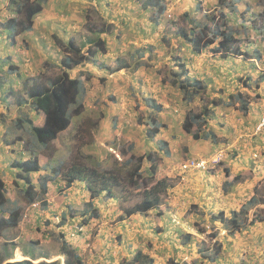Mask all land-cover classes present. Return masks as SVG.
Listing matches in <instances>:
<instances>
[{
  "label": "crops",
  "instance_id": "crops-1",
  "mask_svg": "<svg viewBox=\"0 0 264 264\" xmlns=\"http://www.w3.org/2000/svg\"><path fill=\"white\" fill-rule=\"evenodd\" d=\"M101 1L108 2L109 0ZM217 1L204 0L203 9H209V2L216 4ZM258 2L259 0H237L235 13L248 15L249 12H256L259 10L256 9L260 5L264 6L260 2L258 4ZM92 3L94 4V2ZM186 10H189V8H186ZM263 10L262 14H264ZM102 12L110 16L111 9L106 7L103 8ZM255 14L253 13L252 16ZM239 38L241 36L235 33L233 40L240 42V44L236 42L234 45H229V48L225 49L227 51L218 48V40L204 48L199 54L194 52L196 54L194 61L204 63L206 67H203L206 69L196 71L195 69L200 64L195 67L192 63L191 69L194 74L189 69L188 75L203 82L204 90L202 93L208 94L210 101L203 99L200 97L201 95L195 97L191 102L188 101L186 95L182 94L179 88L171 85L169 80H164L156 71L149 70L146 72L141 69L136 72V77L135 75L128 77L131 68L117 67L118 61L123 58L108 55L112 46V44L109 45V41L107 52L95 55V58H97L96 63L99 64L94 65L90 62L81 67L68 69L71 77L81 75L85 87V109L79 115L78 124L91 118L86 119V107L89 101L95 100L94 102H96L101 99L104 107L106 104H115L116 101H108L107 99L113 98L119 91H122V95L125 94L124 88L126 85H131L130 82L136 79L140 73L143 76L145 75L144 81L148 94H141L139 97L140 102L134 101L126 104L123 101L125 98H123L121 104L118 105V112H105V108L102 110L100 126H108L106 131H109L111 128L116 127V124L119 125L115 140H105L107 137L103 133L100 135L106 142L114 143L117 140L127 142L129 145L127 150L131 148L130 153L136 155L149 152L155 153L157 155L158 177L166 178L171 184L167 192L162 194L163 202L159 209H152L145 213H134L123 218H120L123 213L122 210L118 208L116 213L111 210L112 203L117 205L116 199L106 198L103 193L94 199L95 206L99 208L102 214L101 218L110 217L111 212L119 216L117 226L111 224L102 230L100 229L102 234L104 232L103 237L107 236L105 234L109 232L107 237L111 239L116 232L120 233L124 239L122 242L117 243V248H110L111 252L107 255L113 254V259H107L105 256L104 253H108L105 252L107 248L103 250L102 255L106 257L107 264H119L120 259L131 257L138 250L149 254L154 260H159L158 263L155 261L156 264H166L169 260H174L175 263L179 264H264V218L250 224V221L255 217L254 213L260 211L261 217H264V130L255 132V128L264 112V54H261L264 51V43L262 38H259L258 41L260 40L259 43L262 44L257 43V46L255 44L251 46V44L246 45L247 42ZM64 40L68 41L69 39ZM121 41L123 42L122 38ZM180 42L176 43V46H179ZM186 45L189 44H183L182 49H185ZM1 47H4L3 42H1ZM247 49L252 50V53L255 54L248 55L245 53ZM57 52L61 53L59 50ZM47 54L44 55L45 59L47 56H52ZM125 59L127 60V58H124L123 61H126ZM246 60L251 62L253 67L252 71H247L248 75H245V71L242 69L244 64L249 66ZM103 62L115 69L111 71L106 67H101L100 65ZM81 71H84V74H80ZM86 74H90V76L87 78L88 75ZM103 81L108 85L104 93L102 88L105 83L103 84ZM213 83L214 85L211 86L210 84ZM244 91L248 94L247 98L243 95ZM150 99L154 101H150ZM195 102L200 104V110L203 111L205 106L210 107L211 112L205 115V118H201L199 123H202L201 128H197L196 123L192 131L188 133L184 130L183 125L191 111L198 113L193 110ZM157 103L162 105L160 110L154 106ZM25 106L26 104H18L16 108L19 110V108ZM138 108L143 113L139 117H135V110ZM215 108H217L216 111ZM141 117L143 122L139 123L138 120ZM152 117H155L161 125L158 134L153 138H149L146 132L149 127V120ZM121 119L124 120V124L120 122ZM42 120V115L35 119L39 124ZM72 121H74V117ZM97 122L98 120L94 121L93 124H97ZM126 126H132L138 131L142 129L141 135H135L133 131L124 134ZM121 132L122 134H120ZM195 132L199 133V138L194 136ZM64 135L60 133L54 144L61 145V138ZM204 136L209 138L206 139ZM102 139L99 142L104 145L103 142L105 141ZM150 139L156 140L157 150H151L155 143L150 142ZM162 141L165 142L163 147H161ZM199 142L201 143L197 145ZM181 144L186 145L184 147L186 152L184 153L180 151ZM68 145L69 143L65 141L63 148ZM227 145L234 148L235 152L228 154L223 165L215 171H180L179 164L186 156H209L216 148ZM110 149L112 148L110 147ZM41 150L42 148L37 147V151ZM114 153L118 158H121L120 152L115 151ZM69 157L61 153L59 161L56 162L66 161ZM102 158H104V155ZM50 162L43 167L40 173L45 170L48 172V167L53 168L57 164ZM146 166H149V164L147 163ZM176 177L179 181L174 183L175 179L173 178ZM48 180L50 191L48 193H51L50 189L52 187L57 190H62V187L67 189L64 191L66 199L63 203L75 205V203L69 201L71 195L77 196L78 201L82 200V203L90 200L89 190L80 181L74 182L71 186H66L65 180L59 178ZM64 192L59 195L62 197L61 194ZM53 198L59 199L60 197L55 196ZM252 198H255V200L251 202ZM46 200L49 203L50 196ZM61 210L55 216L48 214L47 218L61 220L63 213L66 211ZM241 210H244L245 217H249L247 225L231 234L230 228L220 217L223 213L224 218L228 219L234 211L239 212ZM188 211H190L189 214L186 213ZM82 214L80 213V217L74 216L71 218L78 222L83 218ZM94 220L99 221L100 218H92V222ZM208 223H211L213 229L207 230L204 228V224L205 227L210 226ZM65 224H69V219ZM102 226H105V224ZM209 236L213 240L215 238L214 242H209ZM86 238L83 234L78 235L74 237L75 241L73 242L79 243L77 246H80ZM127 242L128 244L132 242V246L129 244V248H127ZM149 242L152 246H148ZM219 243L222 246L216 259L213 260L211 255L215 253ZM19 249L17 250V254H19L17 258H26L21 246ZM97 255L98 253L93 256ZM103 256L100 255L96 260L99 261L100 258H104ZM240 256H245L246 261L244 259L239 262L238 259L242 258ZM30 260L32 259L30 258Z\"/></svg>",
  "mask_w": 264,
  "mask_h": 264
},
{
  "label": "rangeland",
  "instance_id": "rangeland-1",
  "mask_svg": "<svg viewBox=\"0 0 264 264\" xmlns=\"http://www.w3.org/2000/svg\"><path fill=\"white\" fill-rule=\"evenodd\" d=\"M167 1L169 3L168 10H166L161 16L160 22L155 24L151 23L152 21L149 18L151 15H153V12H147L142 4L138 2V0H109L108 2L101 0H47L44 3L43 10L34 19L33 29L31 31L19 34L17 44L15 46L10 44V40H8L6 37V33L3 32V28H1L0 75L6 77L5 86L8 84H14L15 87L17 86L18 90L21 91L20 94L23 95L25 82L27 80V72L32 74L38 73L37 76H39V79H46L50 76L57 75L61 71L60 59L63 56V51L62 48L56 44L53 34H57L62 39L74 38L79 44L85 43L84 49H87L90 45H92V43L89 42V39L95 37V34L91 32L89 27L94 26V28L100 30L106 25V22H108L110 25L108 26L110 32H105V35H108L109 40L107 41H109V45L112 44L108 55H111V57L116 56L120 59L123 58L122 60L127 58V60H125L128 61L131 66V71L128 77L134 75L136 77V72L144 69L146 72L149 70L156 71L162 76L164 80H168V71H170V68L172 67L174 69H178L177 66H174V58L177 55L181 57V61H185L184 63L188 69L192 68V63L195 65V67L200 64L197 69L194 68L196 71L199 69L201 71L202 69H206L203 67H206L204 63L194 61V56L196 54L191 50L190 45H186L185 49H180L178 46H176V43L183 41L182 38L176 34V29L179 27H190L189 23L183 18V12L185 9L189 8L192 15L197 17V19L200 21H203L201 17L204 11L198 10L196 8V3L194 0ZM92 2H94V4ZM9 3V0L0 1V22H5L7 18L16 16L14 11L15 7L9 5ZM260 3L264 5V0H261ZM202 5L204 7L205 4ZM216 5L217 4L209 2L208 10L214 11L217 7ZM106 7L111 9L110 16H107L104 14V12H102L103 8L105 9ZM262 9H264V6L260 5L256 9L258 10L256 12H249L248 15L245 13L244 15H241L242 13H237L230 17V24L234 25L233 29L237 27L239 30V32H236V35H240L241 38L239 39L247 42L246 45L251 44L252 46V44H255V46H257V43L260 41H258L259 38H262L264 43V14H262ZM214 13L217 16H221V13L218 12V10H215ZM253 13L256 14L252 16ZM200 21H198V24L201 23ZM121 38L123 42H120ZM1 42L4 43V47H1ZM236 42L237 41L232 40L230 45H234ZM50 43L52 44L49 45ZM238 43L240 44V42H237V44ZM259 44L262 43L260 42ZM58 50L61 51V53H58ZM16 53L19 55V59H17ZM45 53H48L47 55L52 56H47L45 59ZM140 53H143L144 56H141ZM245 53L248 55L255 54L252 53V50L249 51L248 49ZM7 54L12 56V58L9 60L6 59L8 56ZM261 54H264V51L261 52ZM140 60L142 62L145 61L144 63L151 64V66L149 64H143L136 68V61ZM2 61H6L4 64L6 70L11 64L19 65L21 67L20 78H18V76L16 77L15 74H7L6 70L3 71ZM45 61H47L49 64L47 65ZM246 62L249 63V66L244 64L242 69L245 71V75H248L247 71H252L251 69L253 67L251 62H248L247 60ZM87 63H90V61ZM191 71L192 74H194L192 69ZM188 74L189 71L187 72V75ZM144 78L145 75L143 76L140 73L137 75L136 79L130 82L132 83L131 85H126L124 88V92H126L125 94L122 95V91H119L113 96V98L107 99L108 101H116L115 104H106L104 107L101 99L100 101L96 102H94L95 100L89 101L86 107V119L89 117L91 118L89 120H83L84 122L78 124L80 116H74L75 126L70 134L62 136V146L60 144H54L51 149L46 152H43L42 150L38 151L41 163L43 165L51 163L50 161L57 163L56 161H59L60 155L62 153L63 155L70 156L66 161L73 159L72 157L75 155V157L79 156V161L88 163L90 166H97L102 170L112 169L114 167H122L124 159H126L127 156L131 154V151L127 150L129 145L125 141L122 142L118 140L114 143H110L109 141L106 142L105 140H115L117 130H119V125L116 124V127L106 131L108 126H100V118L102 117L101 115L103 108H105V112H118V105L121 104L123 98H125L123 101H125L126 104L134 101L140 102L139 97L141 94H148ZM190 78L191 80L194 79L192 76ZM104 83L105 82L103 81V84ZM210 85L213 86L214 83ZM255 85L257 86L256 83ZM107 87L108 85L105 83L104 87L102 88V90H104L103 93ZM243 95L245 98L248 97L246 91H244ZM200 97L210 101V96H208L206 93H202ZM9 98L11 101H13L12 95ZM8 102L10 101H0V120L3 119V122L2 120L0 121V163L4 164L0 169H3L4 167L10 168L11 161L13 159L19 157L24 158L29 155V150L25 146V141L28 139V134L25 131H17V129H14L11 125V119L19 114L20 108L19 110L16 108V102L12 103V106L14 105L13 108L12 106L8 107ZM193 105V110L197 111L198 113L202 111L200 110V104L198 102H195ZM23 110L27 111L28 107H23ZM140 110L141 109L139 108L135 110V117L142 115L143 112ZM216 110L217 108H215V111ZM91 114L93 116H90ZM96 120H98L97 124H93V122ZM120 122L124 124L123 119H121ZM138 122L142 123L143 118L141 117ZM152 123V120H149V126H152ZM75 128L77 130L76 132L73 131ZM129 131H133L135 135L139 134L138 136H140L142 133V129L138 131L132 126H126L124 134ZM101 133H103L107 139H102L100 135ZM120 134H122V132ZM21 135L24 137L22 141L16 139V142L20 141V145L14 144V139L19 138ZM101 139L105 141L103 142L105 143L104 145L99 142ZM5 140H8V144H5ZM65 141L69 143V145L66 148H63ZM149 141L155 143V146H153L151 150H157L156 140L150 139ZM200 143L201 142L197 143V145ZM110 147L112 149H110ZM180 147L181 153L186 152V149L184 148L186 145L181 144ZM115 151L120 152L121 158L117 157V155L114 153ZM122 151H124V154H122ZM49 152H51V154L48 158ZM233 152H235L234 148H231L228 154ZM101 154L104 155V158H102L103 155L100 156ZM147 163L149 164L148 161H146L144 164L146 173L147 169L149 170L148 166H146ZM127 167L129 168V166ZM52 171V168L48 167V172L45 170L42 173L35 174L33 177L37 180L40 178L43 179V175H47L48 173L51 175L53 173ZM14 172L16 171L14 170ZM122 172L125 173L126 169H123ZM1 175L6 184L11 187L10 192L7 195L9 201L7 202L6 206L14 207L16 205H20L22 208V216L19 225L15 228L4 231V233L0 236V254L4 255L6 254V251L9 252V261H19L31 258L35 263L44 260L47 262L60 261V264H68L66 259L67 257H70V259L75 261L73 264H78L76 263V259L71 254V252L69 255L61 253L64 243H66L65 246L67 249H70V251H78V253H80L81 263L79 264H107L106 257L107 259L114 258L113 254L107 255L111 252L110 248H117V243L122 242L124 239L120 233L116 232L115 235H112L111 239L107 237L109 236V232L105 234L107 236L103 237L104 232L102 234L100 229L102 230L104 227L110 226L111 224L117 226L119 216L112 214V212L116 213L118 208L121 210V207L118 203L117 205L112 203V212L110 213V217H99V221L94 220L90 225L82 226L79 221H74L71 217H80V213H83V210L85 209V203H82V200L78 201V197L75 195H71L69 199L70 203H75V205L71 204V206L70 204L63 203L66 199V196H64V191L67 189H65V187H62V190H57L52 187L50 189L51 193L47 192L48 194H45L44 196L41 195L43 198L50 196V202L48 205L44 207L39 200L36 201V206L33 207L32 204H30L25 198L23 191L19 188L20 186H18L16 183L15 174H12L9 169L8 172H4L3 169ZM173 179H175L174 183L179 181L178 177ZM20 184L21 181H19V185ZM21 186L23 187V185ZM116 191L119 194H122V197H124L122 201L126 206H131L141 199V192H139L140 190L138 189L118 186L116 187ZM61 192H64L61 194L62 197L59 195ZM55 196L60 198L54 199L53 197ZM60 208L64 209V211L66 210L65 212L68 214V225L61 223L60 219L56 220L55 218H47L48 214L50 216H55L56 214L60 213V211H62ZM189 212L190 211L186 213L189 214ZM154 214L157 215L155 212ZM104 224L105 226H102ZM208 224L210 225L209 227H205V224L203 226L205 229L210 230L212 228L211 223ZM45 227L46 229H44ZM82 234L85 238L87 236V238L84 240V243L80 245V247L77 246L79 243L76 244L73 241H75L74 237L78 235L80 236ZM214 240L209 236V242H214ZM14 243L16 245H13ZM129 244L132 246V242ZM129 244L128 242L126 243L127 248H129ZM20 246L23 250L22 252L25 253L24 256H26V258H17L19 256V254H17V250ZM148 246H152L150 242ZM105 249V252H108L104 253L106 257L102 255L103 250ZM96 253H98V255L93 256ZM100 255L104 258H100V260L97 261L96 259H98ZM41 256L42 258H40ZM124 259L125 258L120 259L119 264H121ZM244 259L246 261L245 256L240 258V260L238 259V261L242 262ZM155 261L157 263L159 262L157 259H155Z\"/></svg>",
  "mask_w": 264,
  "mask_h": 264
},
{
  "label": "trees",
  "instance_id": "trees-1",
  "mask_svg": "<svg viewBox=\"0 0 264 264\" xmlns=\"http://www.w3.org/2000/svg\"><path fill=\"white\" fill-rule=\"evenodd\" d=\"M46 1L47 0H9V5L15 7L14 11L16 16L7 18L5 22H0V31L1 28H3L2 30L6 33V37L10 40L11 45L15 46L17 44L19 34L33 29L34 19L43 10ZM194 1L196 3V8L204 11L201 17L203 21H200L197 17L193 16L190 10L183 12V18L189 23L190 27H179L176 29V34L183 40L178 47L181 49L183 44H189L191 50L199 54L204 48L219 40L218 48L220 50L228 49L235 33L239 32L237 27L233 29L234 25L230 24V17L236 14L237 0H218L216 2L217 7L215 10H218V12L221 13V16H217L214 13L215 10H204L202 5L204 4V0ZM260 1L261 0H259V2ZM138 2L142 4L147 12H153V15L149 18L152 23L155 24L160 22L161 16L169 7L167 0H138ZM241 15L244 14L242 13ZM198 21L201 23L198 24ZM108 26L110 25L106 22V25L100 30H97L94 26L89 27L91 32L95 34V37L89 39V42H91L92 45L87 49H84L85 43L79 44L74 38H70L66 41L57 34H53L56 44L60 46L63 51V56L60 59L61 71L57 75L50 76L46 79H39V76H37L38 73L32 74L27 72V80L25 82L23 95L20 94L21 91H19L14 84H8L5 86L6 77L0 75V101H10L8 102V107H11L13 102H16V105L26 104L28 107L27 111L20 108L19 114L11 119V125L14 129H17V131H25L28 134L25 146L29 150V155L24 158L19 157L13 159L10 168H3L4 172H8L9 169L12 174H15V181L18 186H20L19 188L23 191L25 198L30 204L40 200L44 207L48 205L46 197H42L49 192L48 179L63 178V180L66 181V186H71L76 181L84 183L85 187L90 192V200L85 203V209L82 214L83 218L79 220V223L82 226L90 225L89 223L92 222V218L100 217L101 212L99 208L95 206L94 199L99 197L102 193L106 198H114L117 200V203L123 211L120 218H123L134 213H145L152 209H159L163 202L162 194L166 193L171 187V184L166 178L158 177L157 155L153 152L142 155L131 153L126 159H124L122 167H114L105 170L81 162L79 161V156L75 157V155H73V159L57 163L52 168V175H43V179L40 178L38 180L33 177L35 174L40 173L46 165L41 163L37 147L42 148V151L46 152L51 149L54 142L57 141L60 133L65 135L70 134L75 126V122L72 121V118L80 115L85 109V87L83 79L81 78V75L79 77H71L68 69L81 67L89 61L94 63V65L99 64L96 63L97 58H95V55L107 52L108 35L106 36L105 32H110ZM140 54L141 56H144L143 53ZM10 58H12V56L8 55L6 59L9 60ZM17 59H19V55H17ZM174 59V66H177L178 69L170 68V71H168V80L171 85L179 88L182 94L186 95L187 100L191 102L195 97L202 94L203 82L199 79L191 80L189 75H187L189 69L184 63L185 61H181L182 59L179 55ZM5 62L6 61H2L3 71L6 70L4 65ZM144 62L145 61L142 62L141 60L136 61V68L143 64H149ZM45 63L47 65L49 64L47 61H45ZM149 65L151 66V64ZM100 66L106 67L111 71L115 69L104 62ZM117 67L131 68L129 62L123 60H119ZM20 71L21 67L16 64L9 65V68L6 70L7 74H15L18 78H20ZM80 74H84V71H81ZM86 75H88L87 78L90 76V74ZM11 95L13 101L9 98ZM151 100L153 99H150V101ZM154 106L158 110L162 108V105L158 103L154 104ZM210 112L211 108L205 106L200 113H194L191 111V114L188 115L184 121V130L190 133L196 123L198 125L197 128H201L202 123L199 124L201 118H205V115H208ZM39 115L43 116V120L40 124L35 121ZM1 120L3 122V119ZM150 120H152L153 123L152 126L148 127L146 133L149 138H153L158 134L161 123H158L155 117H152ZM73 131L76 132V128ZM194 136L199 138V133L195 132ZM23 138L22 135L19 138H15V141L13 140L14 144L20 145V141H22ZM204 138L207 139L209 137L204 136ZM16 139L20 141L16 142ZM5 144H8V140H5ZM164 144L165 142L162 141L161 147H163ZM129 150L131 151V148ZM50 154L51 152L48 153V158L50 157ZM122 154H124V151H122ZM146 161L149 162V170L147 169V173L144 168ZM3 165L4 164L0 163V168H2ZM127 166H129V168ZM3 169H0V236L4 231L17 227L22 216V208L20 205L14 207L6 206L9 201L7 195L10 192L11 187L6 184L1 175ZM123 169H126L125 173L122 172ZM14 170L16 172H14ZM19 181H21L20 185ZM21 185H23V187ZM118 186L140 190L141 199L131 206L124 205L122 201L124 197H122L121 193L119 194L116 191V187ZM254 200L255 198H252L250 201L252 202ZM244 213V210L239 212L234 211L232 216L228 219H225L222 213V217L220 218L230 228L231 234H234L235 231H238L247 225L249 217H245ZM254 214L255 217L250 221V224L264 218L261 217L260 211ZM68 219L67 212H64L60 222L66 223ZM13 245L16 244L14 243ZM63 245L61 253L69 255L71 252L76 259V263H81L79 253L67 249L65 246L66 243ZM221 246V243H219L215 253L211 255L213 260L216 259ZM9 257V252L7 251L4 255L0 254V264H60V261L47 262L44 260L35 263L30 259L9 261ZM66 262L68 264H73L75 261L70 259V257H67ZM121 264L156 263L154 258L149 254L144 253L142 250H138L133 256L125 258ZM166 264L179 263H175L174 260H169Z\"/></svg>",
  "mask_w": 264,
  "mask_h": 264
},
{
  "label": "built area",
  "instance_id": "built-area-1",
  "mask_svg": "<svg viewBox=\"0 0 264 264\" xmlns=\"http://www.w3.org/2000/svg\"><path fill=\"white\" fill-rule=\"evenodd\" d=\"M264 130V112L260 119V122L255 128V132H260ZM231 147L221 146L218 147L212 154L209 156H186L179 165L181 172L188 171H207L213 172L218 169L219 166L223 163L226 156L228 155ZM32 206H36V202L32 203Z\"/></svg>",
  "mask_w": 264,
  "mask_h": 264
},
{
  "label": "clouds",
  "instance_id": "clouds-1",
  "mask_svg": "<svg viewBox=\"0 0 264 264\" xmlns=\"http://www.w3.org/2000/svg\"><path fill=\"white\" fill-rule=\"evenodd\" d=\"M216 149H217V148H216ZM216 149H215V150H216ZM182 161H183V160H182ZM182 161H181V162H182ZM224 161H225V160H224ZM224 161H223V162H224ZM179 165H180V164H179ZM202 172H207V171H202Z\"/></svg>",
  "mask_w": 264,
  "mask_h": 264
}]
</instances>
